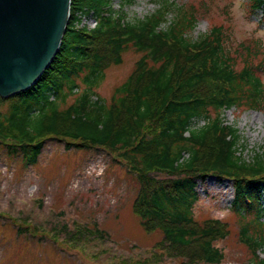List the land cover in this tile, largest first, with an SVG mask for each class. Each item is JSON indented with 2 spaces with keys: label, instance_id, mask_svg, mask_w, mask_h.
Here are the masks:
<instances>
[{
  "label": "trees",
  "instance_id": "trees-1",
  "mask_svg": "<svg viewBox=\"0 0 264 264\" xmlns=\"http://www.w3.org/2000/svg\"><path fill=\"white\" fill-rule=\"evenodd\" d=\"M249 1L251 11L264 17V0ZM150 2L155 13L131 26L123 13L114 18L111 0H70L66 31L51 64L27 90L6 98L8 106L0 111V146L26 166L37 162L49 139H64L70 148L119 152L141 184L134 208L142 226L158 227L172 247L195 244L189 249L191 263L200 254L198 259L211 264L222 257L211 242L216 227L204 223L198 228L193 208L200 183L227 178L234 191L231 208L245 221L241 240L255 252L264 244V238L249 235L252 226L263 223L264 155L243 159L238 130L223 124L220 111L234 105L264 106L257 67L235 69L221 27H211L195 43L186 38L197 24L190 8L170 0ZM169 13L175 15L171 26L157 31ZM82 18L93 19L95 26L76 27ZM128 46L141 56L106 102L97 88L108 62L121 63ZM207 84L215 90L198 94ZM209 109L217 111L213 118ZM202 120L207 124L197 126ZM152 171L174 176L154 180L148 175Z\"/></svg>",
  "mask_w": 264,
  "mask_h": 264
},
{
  "label": "rangeland",
  "instance_id": "rangeland-1",
  "mask_svg": "<svg viewBox=\"0 0 264 264\" xmlns=\"http://www.w3.org/2000/svg\"><path fill=\"white\" fill-rule=\"evenodd\" d=\"M170 1L183 4L195 14L193 36L199 34L202 25L208 29L221 27L223 45L235 69L256 66L264 86V17L261 12L251 11L249 0ZM134 5H128V10ZM83 22L93 26L92 19L84 18ZM140 56L128 46L121 54V63L108 62L97 88L103 100H110L114 89L133 72ZM207 85L198 94L208 95L212 87L215 90L213 84ZM7 106L8 100L0 98V111ZM220 112L226 124L234 113L256 115L264 112V106L234 105ZM216 113L209 109L210 118ZM238 133V152L251 161L260 153L248 154V146L264 135V130ZM129 169L130 164L117 151L70 148L64 139L46 140L37 162L29 166L0 146V264H211L198 259L201 254L191 263L189 249L195 244L172 247L163 241L158 227L146 230L142 226L134 208L141 184L136 172ZM148 175L154 180L174 176L164 171ZM232 187L227 178L197 186L195 224L198 228L208 225L217 229L211 242L222 257L212 264H263L264 244L253 252L241 240L240 229L245 221L230 206ZM262 224L252 226L249 235L264 238ZM94 229L100 230V235ZM76 230L82 234H73Z\"/></svg>",
  "mask_w": 264,
  "mask_h": 264
},
{
  "label": "water",
  "instance_id": "water-1",
  "mask_svg": "<svg viewBox=\"0 0 264 264\" xmlns=\"http://www.w3.org/2000/svg\"><path fill=\"white\" fill-rule=\"evenodd\" d=\"M70 0H0V97L27 90L57 54Z\"/></svg>",
  "mask_w": 264,
  "mask_h": 264
},
{
  "label": "clouds",
  "instance_id": "clouds-1",
  "mask_svg": "<svg viewBox=\"0 0 264 264\" xmlns=\"http://www.w3.org/2000/svg\"><path fill=\"white\" fill-rule=\"evenodd\" d=\"M110 6L113 9L114 18L123 13L125 16L124 22L131 26H135L137 23L145 20L157 10L156 6L151 5L150 0H135V5L131 11L128 10V6L124 3V0H111ZM174 19L175 15L169 13L166 16V22L161 24L157 31H167ZM208 31L209 29L202 25L198 35H189L186 38L191 39V42L195 43L198 42L200 36L207 35ZM225 123L237 130L256 131L258 128L264 130V112L256 115L249 112L246 116L242 113H234L231 119L225 120ZM206 124V120L200 121L201 126ZM257 152L264 155V135L253 139L250 146H248V154L254 155Z\"/></svg>",
  "mask_w": 264,
  "mask_h": 264
},
{
  "label": "bare ground",
  "instance_id": "bare-ground-1",
  "mask_svg": "<svg viewBox=\"0 0 264 264\" xmlns=\"http://www.w3.org/2000/svg\"><path fill=\"white\" fill-rule=\"evenodd\" d=\"M210 181H212L213 183L215 182V181H217V179L214 177H210ZM210 181H209V183H210ZM227 182V181H226ZM216 185V184H215Z\"/></svg>",
  "mask_w": 264,
  "mask_h": 264
}]
</instances>
